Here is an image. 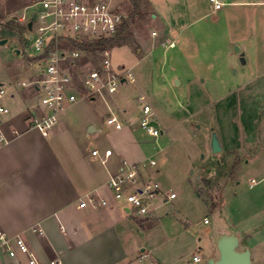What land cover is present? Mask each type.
I'll use <instances>...</instances> for the list:
<instances>
[{
	"label": "crops",
	"instance_id": "0c3cea01",
	"mask_svg": "<svg viewBox=\"0 0 264 264\" xmlns=\"http://www.w3.org/2000/svg\"><path fill=\"white\" fill-rule=\"evenodd\" d=\"M102 1L126 16L117 38L125 37L136 16L128 17L109 0ZM217 1L222 5L220 10L214 9L211 0H186V26L181 28L177 14L166 13L155 0H145L152 9L156 30L140 45L141 49L133 51L119 45L111 48L129 49L138 59L130 69L122 66L118 70L125 75V82L116 96L80 99L77 103L86 102L91 112L85 114L82 105H69L51 131L33 129L29 124V116L39 102L37 93L30 88L33 98L26 99L22 89L11 91L8 98L18 100L13 106L7 105L11 115L3 124L9 143L0 148V233L22 236L39 264H208L210 259L219 260V235L234 233L239 237L238 250H249L254 264H264V0ZM140 3L135 14L140 11ZM30 4L31 0L23 13ZM64 48L76 49L72 45ZM177 49L179 53L172 54V67L180 70V64L186 61V71L170 79L164 68L168 62H160L161 53ZM86 53L70 66L80 98L86 96L81 82L83 72L100 65V60L96 63L94 56ZM146 62L147 85L137 86L133 69ZM36 67L38 74L30 82L41 77V69ZM232 70L234 75H230ZM156 72L162 74L168 88L177 80V87L184 86L186 92L178 108L163 99L164 117L144 96H139L145 98L144 103L139 100L140 108L130 107L126 100L129 93L125 87L135 86L138 91L139 87L144 92ZM198 96L204 97L195 98ZM209 96L218 98L212 100ZM97 102L104 103L105 108L97 110ZM144 105L152 108L156 127L165 126L167 133H187L197 151L206 152L207 166L219 163L224 156L229 160L232 180L221 184L214 201L209 197L219 218L211 228L206 227L211 223L205 219L202 234L188 228L186 219L179 215L167 219L169 215L165 214L162 218L161 210L177 196L167 200L170 193L162 190L163 196L154 202L150 215L140 218L119 207L107 187L110 177L122 172L124 162L141 165L142 180L156 181L160 173L158 164L152 168L144 157V145L158 141L140 128ZM72 113L80 119L75 132L70 123ZM110 116L122 123L121 131L107 127L105 121ZM91 128L94 132L89 133ZM212 129L222 146L217 155L210 148ZM161 131L164 135L165 130ZM86 132L115 136L111 141L90 145ZM182 134L179 136L186 143ZM109 150L113 155L103 165ZM94 151L100 157H94ZM188 159L196 166V155ZM208 172L217 175L215 167ZM89 197L106 199L110 206L81 208V201ZM225 209L229 212L224 213ZM38 228L42 235L34 232ZM186 238L191 247H186ZM198 250L201 261L195 263ZM0 264H29V259L24 255L10 259L0 254Z\"/></svg>",
	"mask_w": 264,
	"mask_h": 264
},
{
	"label": "built area",
	"instance_id": "2783aa9c",
	"mask_svg": "<svg viewBox=\"0 0 264 264\" xmlns=\"http://www.w3.org/2000/svg\"><path fill=\"white\" fill-rule=\"evenodd\" d=\"M211 3L215 10L222 7L217 0H211ZM33 16H36V20L30 31L28 25ZM125 20L123 13L114 10L109 3L102 0H31L24 13L16 17L15 22L25 29V53L36 59L35 63L41 69V77L38 80L17 85L20 90L31 88L39 96L38 105L29 116V124L33 129L53 130L67 107L80 99H104L105 96L117 93L123 85L125 75L112 67L109 49L100 53L99 67L83 72L81 82L86 91L83 98L75 91L77 83L70 66L87 55V51L80 48L85 42L116 39ZM66 45L75 46L76 49L67 50L64 48ZM8 91V86L0 85V148L9 143L3 131L4 119L11 115V109L5 104V100L11 96ZM139 100L141 103L145 102L144 97ZM153 115L152 108L144 105L140 128L151 139L157 140L162 131L153 124ZM106 125L117 131L123 129L122 123L114 116L106 120ZM92 155L100 157L98 151H94ZM112 155V151H106L102 164L105 165ZM149 164L152 168L157 166L155 161H150ZM140 167L141 165L124 162L122 172L112 175L107 187L119 207L128 209L136 217L145 218L150 215L154 202L163 196V191L158 182L140 179ZM166 199L174 200L176 194L170 193ZM87 205L106 208L110 203L106 199L89 197L87 201H81L80 207ZM33 230L39 235L43 234L40 228ZM0 254H5L10 259L24 255L29 259V264H39L38 258L22 236L10 237L0 233ZM193 261H201L199 250Z\"/></svg>",
	"mask_w": 264,
	"mask_h": 264
},
{
	"label": "rangeland",
	"instance_id": "374dc122",
	"mask_svg": "<svg viewBox=\"0 0 264 264\" xmlns=\"http://www.w3.org/2000/svg\"><path fill=\"white\" fill-rule=\"evenodd\" d=\"M109 1L114 8H119L126 12L128 17L132 15L136 16V18H134V23L129 24L125 36L128 40L123 41L118 45L128 46L133 51L141 49L140 45L148 40L153 30H156L151 17L153 13L152 9L148 7L145 0H141V3L139 2L140 11L135 14L134 4L131 0ZM155 1L160 4V7L166 13L170 12L173 15L177 14V24L179 27L182 28L183 26H186V0ZM28 3L29 0H0V41L4 39L9 40L8 45L0 47V85L5 84L8 86V92H16L17 90H20L17 88L18 83L30 82L31 80H34L38 74L35 61H32L33 58L27 56L25 53V30H23V26L15 22V18L20 17L23 14V10ZM16 49L20 51V55H16L14 52ZM109 50L111 51L110 61L116 71L120 70L122 66H126L127 69H130L129 67L138 61L135 54L129 49L116 48L111 50V48H109ZM163 52L164 51L161 53L160 62H168L167 67L164 66V68H166L167 72L170 74V79H173V76L178 74V72L186 71V61L180 64V70H174L172 67V59L174 56L172 54H178L179 49L174 52L167 51L165 54H163ZM142 65L143 66H138L137 68L135 67L133 73L137 78V86L138 84H141L144 87V85H147L145 71L146 67L148 68V63L146 62ZM138 74H141L143 78H140ZM231 74L234 75L233 70L230 75ZM161 77L162 74L157 73V76H155L152 81H149L148 86L150 88L146 89L145 87L144 92H140L139 87V91L135 90V86L132 87L130 85L125 87L129 93L126 99L128 105L130 107L133 105H136L138 108L142 107V104L139 102V96H144L149 104H152L159 109L161 117L165 116V111L162 109V101L164 98L172 104L173 108H178L181 105V102L186 98L185 88H183L184 86L178 88L176 83L177 80H174V82H171V86L169 84L168 88V84L163 81ZM10 83L12 85H10ZM21 92L24 93L26 99L33 98L30 89H22ZM17 96H19V94ZM203 97L198 96L195 98L202 99ZM123 98H125L124 95ZM208 98L214 100L218 98V96H209ZM14 100L8 98L5 100V104L13 106L18 98L16 97ZM80 105L84 106L85 114L91 112L86 102L82 104L77 103L71 107H78ZM102 106L105 108V105L102 102H97L95 105L97 110ZM187 114L188 112H186V114L182 113L181 115ZM70 123L73 124L72 129H74V132L77 131L80 119L76 118L75 113L70 115ZM195 124H197V122H195ZM108 128L112 130V128ZM158 128L163 131L165 130L164 135H161L156 143L144 145V157L146 160H149L147 163L150 162V159H153L158 164L157 169L160 170V173L155 176V180L161 185L162 190L165 193H175L177 196L175 201L169 203L161 210V212L164 213L162 218L166 217L165 214L169 215L167 219H175L178 217L177 215H179L186 219V225L188 228H195V232L202 234L205 228V219L211 223V225L206 227L211 228L216 224L219 218L218 214L211 208L210 198L214 201L216 192L221 184L232 180V167L228 158L225 156L219 163L215 165L209 164V166H207V160L204 159V157H206V152H198L196 143L192 141V138L187 133L186 136L182 134L183 131L167 133V128L165 126ZM179 134H182L183 138H186V143L182 142V137L179 136ZM114 136L115 134L112 133L108 135L105 133L90 135L86 132V137L89 139L90 145L92 143L95 145L99 142L111 141ZM191 154L196 155V166L191 165V162L188 159V156ZM214 167L217 169V175L211 176L208 171L210 168ZM157 204H159V201H157L156 205ZM169 205H174L175 208L173 209ZM228 212L225 209L224 213ZM186 247H191V245L187 243V238Z\"/></svg>",
	"mask_w": 264,
	"mask_h": 264
},
{
	"label": "water",
	"instance_id": "95a60500",
	"mask_svg": "<svg viewBox=\"0 0 264 264\" xmlns=\"http://www.w3.org/2000/svg\"><path fill=\"white\" fill-rule=\"evenodd\" d=\"M36 20V16H33L32 21L28 25V29L31 31L34 21ZM9 40L4 39L0 41V47H4L8 45ZM16 55H20L19 50L14 51ZM241 63H244V60H241ZM125 81H122L124 84ZM212 131L211 136V143L210 148L214 155H217L222 152V146L220 143V139L218 137V134L214 131ZM90 132H94V129L91 128ZM239 247V237L238 235L231 233H221L218 237V252H219V260L216 261L214 259H210L208 261V264H254L252 262V256L251 252L249 250H245L243 252H240L238 250Z\"/></svg>",
	"mask_w": 264,
	"mask_h": 264
},
{
	"label": "trees",
	"instance_id": "16d2710c",
	"mask_svg": "<svg viewBox=\"0 0 264 264\" xmlns=\"http://www.w3.org/2000/svg\"><path fill=\"white\" fill-rule=\"evenodd\" d=\"M131 2H133L134 4V10H138V4H139V0H131ZM23 30H25L23 28ZM123 41H127V38H125L124 36H121L119 38L116 39H112V40H103V41H94L91 43H85L83 44V46L81 47L82 49L88 51L90 54H92V56H94L96 63L99 62L100 60V53L105 51L106 49L109 48H113L114 46L118 45L119 43L123 42ZM32 61H36V59H32Z\"/></svg>",
	"mask_w": 264,
	"mask_h": 264
}]
</instances>
